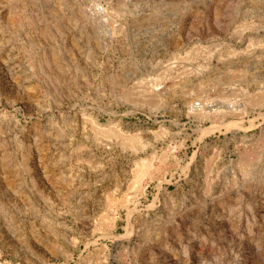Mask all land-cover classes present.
I'll return each instance as SVG.
<instances>
[{
    "label": "rangeland",
    "instance_id": "1",
    "mask_svg": "<svg viewBox=\"0 0 264 264\" xmlns=\"http://www.w3.org/2000/svg\"><path fill=\"white\" fill-rule=\"evenodd\" d=\"M0 264H264V0H0Z\"/></svg>",
    "mask_w": 264,
    "mask_h": 264
}]
</instances>
